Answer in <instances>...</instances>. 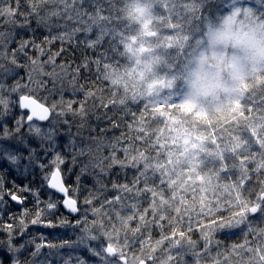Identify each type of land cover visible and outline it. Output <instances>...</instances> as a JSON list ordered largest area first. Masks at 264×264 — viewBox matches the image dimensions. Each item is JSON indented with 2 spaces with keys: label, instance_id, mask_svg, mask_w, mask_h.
Segmentation results:
<instances>
[{
  "label": "snow or ice",
  "instance_id": "obj_1",
  "mask_svg": "<svg viewBox=\"0 0 264 264\" xmlns=\"http://www.w3.org/2000/svg\"><path fill=\"white\" fill-rule=\"evenodd\" d=\"M83 2L84 0H25L22 4L21 0H0V19L12 27L10 32H0V76L3 79L17 76V69H29L31 66V70L27 72L29 81L33 79V72L39 70L41 75L50 77L55 86L57 80L67 75L69 65L56 64L57 57L67 51L64 47L66 42L76 43L74 38L77 33L83 34V40L79 42L93 50L100 42L99 39L91 38L92 25L84 19L77 7ZM90 2L95 3V0ZM165 3L171 5L168 12L170 22L180 29L183 28V21L197 18L201 22L206 20L207 17H197L196 14L213 3L219 17H227L224 20L226 24L235 23L234 17L245 19L251 14L252 19L248 22L254 21V24L245 36L249 38V46L254 55L250 58V63L247 55L233 53L229 58L232 77L224 84V96L230 102L235 100L233 117H243L249 121L253 131L236 135L231 150L225 148L219 153L220 162L214 165L216 183L214 185L212 178L208 177L206 186L200 189L197 201L195 187L186 186L180 191L173 190L163 174L156 177L147 167L150 157H145L143 170L138 165L134 166L135 161L129 163L130 155L139 151L136 140L155 150L156 146L152 144L149 132L150 122L144 118V114L138 121L133 110L118 109L115 93L106 102L105 89L98 82L103 75L100 65L102 62L109 63L110 58L103 53L94 59L86 57L72 70L73 96L82 92L83 99L65 102L61 98L60 110L57 112V103L48 107L30 94L20 93L18 106L21 116L15 120L11 129L5 123L0 133V140L16 136L17 144L27 150L25 155L19 146L0 144V160H6L17 171L22 162L26 161L23 163L25 174L38 168L43 182L50 190L48 198L41 200L39 191L29 185L19 189L32 194L37 210L28 221L25 218L29 215V210L24 208L19 217V225L6 223L0 227V232L6 235V239L0 240V264H189V256L192 257L191 264H233V256H238L242 264H264V240L261 239L264 237V107L258 109L254 104L246 103L256 91L264 92V41L258 44L255 40L257 32L264 33V0H165ZM133 12L137 19L147 15V9L141 7H135ZM91 19L96 20L95 17ZM104 20L106 18L100 17V21ZM100 21L95 23V27L103 28ZM148 25L149 21L145 20L143 27L147 29ZM69 27L71 31L67 30ZM16 29L20 31L16 32ZM41 29L46 30L47 34L42 33ZM54 29L63 31L54 34ZM207 35L215 38L220 34L213 32L209 26ZM56 41H60L61 47L52 52L51 45ZM13 42L17 46L9 52V45ZM227 55L226 51L211 52L213 59ZM45 56L47 60L43 59ZM206 56L201 51L199 61L202 63ZM21 57L26 58L25 63H21ZM9 64L12 67H8ZM45 65H50L51 71H45ZM93 72L95 80L89 86V78ZM81 77L85 81L83 84L79 83ZM174 79L175 77L172 78ZM237 81H243L242 88H238ZM38 83L43 85L46 82ZM165 83L174 86L167 78ZM185 83L189 84L188 78ZM20 88V80H16L10 89L0 80V119L10 114V106L15 103L3 93H18ZM200 98L202 97L189 90L181 101V107H195ZM174 99L176 97L171 92L168 95L154 93L149 103L163 107ZM123 103L122 100L121 104ZM77 104L78 107H74ZM90 108L93 114L99 113L95 115L97 121L110 124L112 129H121L120 134H114L109 139L103 133L110 129L101 128L100 134L94 135L95 127L90 126L87 119ZM147 110L148 105H145V113ZM54 112L56 115L52 116ZM118 112L121 114L116 119ZM254 112L255 116L252 115ZM67 114L79 117L75 133L72 132V121L65 118ZM129 114L134 117L132 120L128 119ZM50 118L53 124L63 123L68 127L71 152L68 175L79 165V172L71 185L67 183V176L62 169V165L68 161L56 150L55 129L49 127L45 130L33 123L49 121ZM125 123L128 125L127 130L124 129ZM25 124L28 135L40 142L43 156L47 158L48 153H53L47 164L22 134ZM84 130L89 131L87 136H84ZM133 130L137 132V136L134 140H129V133ZM76 137H81L80 145H77ZM81 157H87V160L81 163ZM84 176L91 177V185H83ZM222 179L229 182L220 185L219 181ZM13 184L18 187L15 181ZM209 188L214 189L211 196L208 195ZM82 189L86 194L81 201ZM5 193L16 204H24L26 197L18 195L12 189H5L0 180V208L7 204ZM189 193L192 194L191 201ZM61 207L64 212H60ZM57 212H60L59 216H56ZM53 216L56 218L52 219ZM70 216L76 217L75 221ZM9 218L14 219L12 214ZM31 226L71 229L74 233L78 229L80 234L74 240L60 239L54 242L41 233L37 242L36 235L28 232ZM236 229H240L243 242L232 244L223 252L219 251L222 242L217 239V235L231 233ZM194 231H199L200 238L204 241L202 248L190 235ZM45 248L49 250L47 253L43 252ZM62 249L68 251L62 252ZM84 252L88 255H83Z\"/></svg>",
  "mask_w": 264,
  "mask_h": 264
},
{
  "label": "rangeland",
  "instance_id": "obj_2",
  "mask_svg": "<svg viewBox=\"0 0 264 264\" xmlns=\"http://www.w3.org/2000/svg\"><path fill=\"white\" fill-rule=\"evenodd\" d=\"M83 5L88 11L86 10V14L82 11L81 15L84 16L85 20L91 21L93 23L92 26H94V30L91 31L90 36L93 40L99 39L100 41L96 45V48L111 60L107 64L103 63L101 82L110 85L109 87L113 86L117 88L121 86L125 89H130L139 97L147 99H151L154 93L168 95L169 92L176 98L181 94L184 97L183 100L185 99L186 94L189 92L185 79L189 78L194 60L199 56L201 51L206 54L208 51L205 39L208 27L211 26L213 28L216 24L227 18L226 16L219 17V14L215 10V3H213L206 7L203 12L196 14L197 17H207L206 20L201 22L197 18L183 21V28L180 29L173 22H170L168 12L171 5H167L165 0H95V3L90 2V0H84ZM80 6L79 4L77 5L79 10H81ZM135 7L147 9V15L137 19L136 14L133 12ZM92 17H95L96 20H92ZM100 17H104L106 20L100 21ZM249 19H252L251 14L245 19H236L234 17L235 23H245ZM145 20L149 21L147 29L143 27ZM97 21L103 24V28L95 27ZM17 30L19 29L15 31ZM10 31L8 29L2 31L0 28V32ZM198 41L200 43H197ZM16 46L14 42L10 44L9 52ZM56 60L62 61L60 58ZM25 62L26 58L21 57V63ZM7 66L12 67L10 64ZM49 66H44L45 71L48 70ZM29 70H31V66L29 69H17L19 73L17 76H9L7 79H3L0 76V80H3L9 89L16 80H20L21 82V88L18 93H11L9 91L3 93V95L15 103L10 106V114L0 119V133H2L5 123L11 129L15 125V120L20 118L21 112L18 108L20 93L30 94L43 104H45V101H48V105L45 104L48 107H51L53 103H57V112L60 110L59 102L61 98H65L66 100L63 99L65 102L71 100L72 91H68L66 96L62 95V93L58 94L56 100L51 98L53 95L46 88V83L43 85L38 83V81L47 82L49 77L41 75L39 70H37L33 72L32 81H29L27 75ZM173 77H175L174 80H172ZM166 78L174 86L166 84ZM62 79L68 78L67 76H63ZM24 85H27V87H24ZM75 96L83 98L80 92H77ZM255 98H258V100L256 101ZM251 99L255 100L249 103L248 100ZM175 100L169 104H165L166 107H163L164 111H162L164 115H161L160 112H158L160 116L156 115L157 120L161 122L160 129L164 138H162V142L160 143L161 151L158 155L154 154L147 160V167L155 173L156 177H160L163 174V178L170 183L173 190L180 191L186 186L195 187L197 198L199 199L200 189L206 186L208 177L212 178L214 185L216 183L214 165L220 162L219 153L225 148L229 149V151L231 150V145L235 142L236 135L246 134L253 131V129L250 128L249 121L244 118L240 119V121L239 119L235 120L236 122L234 121L235 100L231 102L226 100L224 93L215 98L202 97L197 101L195 107H181ZM248 100H246L247 104H254L258 109L264 107V92L256 91ZM55 115V112L52 113V116ZM252 115L255 116L256 113L254 112ZM72 117L71 114H67L65 118L70 121ZM37 125L45 130L53 127L55 129L56 150L65 157L67 154L71 155L68 127L66 125L63 123L53 124L51 119L47 124ZM21 132L27 142L36 148L44 163L47 164L52 159L53 153H48L47 158L43 156L40 142L28 135L26 124ZM72 132L75 133L76 131H73L72 128ZM85 135L86 130H84ZM78 140H81V137H76V143ZM0 144L11 145L13 147L19 146L25 155L27 153V150L23 149L22 145L17 144L16 136L0 140ZM133 161H135L134 166L138 165L141 169H144L145 159L136 157L132 161L129 160V163H133ZM23 163H26V161L22 162L20 170L17 171L15 166L10 165L6 160H0V172L3 173L0 175V180L3 181L4 188L19 191L27 199L31 198L30 204H33L35 203V198L32 194L19 190L25 185H29L32 189L39 191L41 200H46L49 191L42 180V173L36 168L29 170L25 174ZM236 163L238 165L239 160ZM66 164L65 173L68 183L71 185L74 183L78 172L72 171L71 175H68V168L71 166V163L67 162L62 167ZM205 164H207V167H205ZM193 165H196V167L193 168ZM238 171L237 169V174ZM14 181L18 187H14ZM228 182L222 179L219 181V184L223 185ZM157 183H159V180H157ZM85 185L87 186L88 183H85ZM213 190V188L208 189L209 196H211ZM84 194L86 193L82 189L81 201ZM4 199H8V202L14 205V207L21 206L13 204L6 193ZM42 206L46 207L45 205ZM5 207L7 212L12 211L7 207V204ZM5 207L0 208V222H2L1 215ZM3 220L6 221V219ZM1 224L0 227H3V222ZM28 232L35 234L37 242H39L38 234L42 232L41 228L31 226ZM44 233H46V237L49 236L47 235L48 232L44 231ZM52 234L56 235L54 229ZM79 234L78 229L75 233L71 229H68L65 238L74 240ZM220 234L217 235V239L222 242L219 249L221 252L225 248H230L232 244L243 242V236H237L235 230L230 234L225 233V236ZM190 235L193 240L198 241V246L202 248L204 241L201 240L199 231H194ZM3 239H6V235L4 232H0V240ZM261 239L264 240V237H261ZM48 251L47 248L43 249L44 253ZM61 251L67 252L68 250L62 249ZM215 252L216 249L214 247L213 255H215ZM83 255L87 256L88 254L84 252ZM88 258L93 259L92 257ZM187 260L191 264L192 257H187ZM232 260L233 264H242L238 256H233Z\"/></svg>",
  "mask_w": 264,
  "mask_h": 264
},
{
  "label": "trees",
  "instance_id": "obj_3",
  "mask_svg": "<svg viewBox=\"0 0 264 264\" xmlns=\"http://www.w3.org/2000/svg\"><path fill=\"white\" fill-rule=\"evenodd\" d=\"M24 2H25V0H21V3L22 4ZM85 8L86 7L84 5L83 6L82 5L80 6V9H81L80 10V14L82 13V11H84L86 13V10L87 9H85ZM0 22H1L0 28H1L2 31H6V29L12 31L11 25H9V24L7 25V23H5V21L3 19ZM89 23H90V25H93V23L91 21H89ZM33 27H35V21H33ZM69 29H71V27L68 28L67 30L69 31ZM93 30H94V26H92V31ZM19 31H20V29L17 30L16 32H19ZM40 31L42 33H44V34H47L46 30L45 31L44 30H40ZM57 31H60V30H55L54 29V34ZM82 37H83V34L82 33H77L76 36H75V38H74L75 41H76V43H67L66 42L64 44V47L67 49V51L63 52L60 57H57V59L60 58L62 60L61 62L56 60V62H57L56 64L57 65H60L61 63H66V64L69 65V67H68V71H67V75H66L68 79H59V80L56 81L55 86H53L52 79L49 77L48 81L45 84V86H47L46 88H48L50 90V92L52 93L53 96L51 98H53L54 100H56V96L58 94L62 93V95L66 96V93L68 91H72V87H73V85H72V76L74 74L72 70L75 68V66L77 64H80L86 57L91 58V59H94L98 54L101 53V51H99L97 48H95V50H93L91 48H88L86 46V44L80 43L79 41L83 40ZM41 39H42V36H41ZM60 47H61L60 41H56L55 43H53L51 45V51L52 52L58 51L60 49ZM32 54L35 55L34 52ZM43 59L44 60H47V56L43 57ZM110 61L111 60H109V62ZM102 67H103V62L100 65L101 72L103 73ZM93 69H95V66L94 65H93ZM47 71H51V66H49V68H48ZM57 71L59 72L60 70L57 69ZM94 80H95V74L93 72V75L89 78V86H90L91 81H94ZM79 83L80 84L85 83V81H84V79L82 77L79 80ZM98 85L99 86H102L105 89L104 95H105L106 102H107L108 99H112L113 98V93H115L116 106H117L118 109H121V110L131 109V110H133L136 113L135 119L138 120V121L141 119V115L144 114V118L147 119L150 122V125L151 126L149 128V132L151 134L152 144H154L156 146L155 147V150H153L152 147H150V146L149 147H145V145L142 144L141 141L136 140L135 143L139 147V151H136V152L132 153L130 155V157H129V160L132 161L136 157L145 159L146 156L151 158L152 155H154V154L158 155L159 152L161 151V147H160L161 144L160 143L162 142V138H164V136H163V133H162V131L160 129V123L161 122L157 120V116L156 115L160 116L158 112H160V114L162 115L163 114L162 111H164L163 110V107L165 108L166 106L163 105V107H161V105L150 104L149 103L150 99L141 98L137 94H135L134 91H132L130 89H125V88H123L121 86H118L117 88H114L113 86L109 87L110 85L105 84L104 82H101V81L98 82ZM77 87H78V85H77ZM52 88H53V90H52ZM80 94L83 96V93L82 92H80ZM63 99L66 100L65 98H63ZM70 99H78L79 100V99H83V98H79V97H76V96H73L72 95L70 97ZM255 99H256V101L258 100V98H255ZM255 99L248 100V102L250 103V102H252ZM122 100L124 101L123 104H121V101ZM175 101H176L177 104L181 105V101L182 100H180L178 97L176 98ZM48 103H49L48 101H45V104L48 105ZM89 105H91V101H89ZM145 105H148V110H147L146 113H145ZM74 107H78V105H74ZM96 114H99V113L97 112V113L93 114V110H91V108H90L89 115L87 117L90 126L95 127V130L96 131H95V133H93L94 135L95 134H100V129L101 128H109L110 129L106 133H103V135H105L109 139H111L114 134L115 135H119L120 134L121 129H112L110 124H107L104 121H97L95 119V115ZM120 114L121 113L118 112L117 113V116L115 118L116 119H119ZM133 118L134 117L131 114L128 115V119L129 120H132ZM238 119L240 121V119L242 120L243 117L242 118H240V117L234 118V121L235 120H238ZM70 121H72L73 131H76L77 130V125L79 124V117H75V118L72 117L70 119ZM127 128H128V125H127V123H125L124 124V129L127 130ZM88 134H89V131L86 130V135L85 136H87ZM136 136H137V132L135 130H133V131H131L129 133V137L128 138H129V140H134V138ZM80 143H81V140H78L77 141V144H80ZM66 159H67L68 163H71V155L69 156L67 154ZM79 159H80L81 163H83V162H85L87 160V157H81ZM66 167H67V164L62 167L63 173L65 174V176H66V173H65ZM73 171L79 172V165L77 167H75L73 169ZM2 174L3 173L0 172V175H2ZM5 177H7V176L5 175ZM130 178L131 177H129V179ZM67 183H68V180H67ZM85 183H88L87 186L91 185L92 184L91 177L84 176L83 177V185L84 186H86ZM14 192H17V191L15 190ZM17 193H18V195L23 196L21 193H19V191ZM188 196H189L188 197L189 200L191 201L192 200V194L189 193ZM30 200H31V198H29V199L26 198L25 201H24V204L21 205V206H19V207H14V205H11L8 202V199L5 200V201H7V207H9L12 211L7 212L6 207L3 209L4 210L2 212V215L3 216L1 215V219H2L3 224H6V223H14L16 225H19V217L21 216L22 209H24V208H27L29 210V215L25 219L28 220V221H30L31 216L34 215L35 212H36V210H37L35 203L30 204ZM198 200L199 199L197 198V201ZM41 207H43V206L41 205ZM60 212H63V211L60 209ZM60 212H57L56 213L57 214L56 216H59L60 215ZM10 214H12V216L14 217V219H10L9 218ZM56 216H53L51 218L52 219H55ZM3 219H6V221H4ZM72 220L75 221V219H72ZM2 222H0V224ZM39 228L42 229V232L41 233H43L45 235H46V233H44V231L48 232L47 235H49V236L46 237L48 240H52L54 242H57L60 239H66L65 238V234L68 231V229H62V228H45V227H39ZM53 229L55 230L56 235L52 234ZM41 233H39L38 236ZM156 235L158 236V233Z\"/></svg>",
  "mask_w": 264,
  "mask_h": 264
},
{
  "label": "clouds",
  "instance_id": "obj_4",
  "mask_svg": "<svg viewBox=\"0 0 264 264\" xmlns=\"http://www.w3.org/2000/svg\"><path fill=\"white\" fill-rule=\"evenodd\" d=\"M253 24L254 21L233 24H226L225 21H222L212 28L213 32L220 35L215 38L206 35L205 39L208 46L206 59L201 63L199 56L195 58L188 78L189 84L187 86L194 95L215 98L224 93V84L229 82L232 77L229 58L233 53L241 56L247 55L250 63V58L254 53L249 46V38L245 36V33L250 31ZM255 40L258 44L260 41H264V33L257 32ZM212 50L226 51L228 55L213 59ZM237 86L242 88L243 81H237Z\"/></svg>",
  "mask_w": 264,
  "mask_h": 264
},
{
  "label": "flooded vegetation",
  "instance_id": "obj_5",
  "mask_svg": "<svg viewBox=\"0 0 264 264\" xmlns=\"http://www.w3.org/2000/svg\"><path fill=\"white\" fill-rule=\"evenodd\" d=\"M235 232H236V235H237V236H241V235H242L240 229H236ZM231 233H232V232H231ZM229 234H230V233H229ZM221 235L225 236V233H221ZM236 235H235V236H236ZM242 238H243V237H242Z\"/></svg>",
  "mask_w": 264,
  "mask_h": 264
},
{
  "label": "water",
  "instance_id": "obj_6",
  "mask_svg": "<svg viewBox=\"0 0 264 264\" xmlns=\"http://www.w3.org/2000/svg\"><path fill=\"white\" fill-rule=\"evenodd\" d=\"M39 102V101H38ZM40 103V102H39ZM21 110V109H20ZM25 112H26V110H25ZM34 122V121H33ZM35 122H38V123H40V124H44V123H46L47 121H43V122H41V121H35ZM61 209H62V211L64 212V209L61 207ZM70 218H76V217H74V216H70Z\"/></svg>",
  "mask_w": 264,
  "mask_h": 264
}]
</instances>
